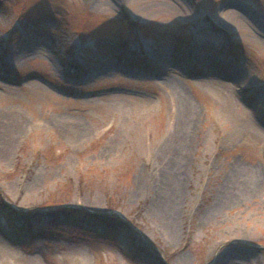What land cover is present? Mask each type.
I'll return each mask as SVG.
<instances>
[{
    "label": "rangeland",
    "instance_id": "374dc122",
    "mask_svg": "<svg viewBox=\"0 0 264 264\" xmlns=\"http://www.w3.org/2000/svg\"><path fill=\"white\" fill-rule=\"evenodd\" d=\"M105 1L0 0V264H264V0Z\"/></svg>",
    "mask_w": 264,
    "mask_h": 264
},
{
    "label": "bare ground",
    "instance_id": "6f19581e",
    "mask_svg": "<svg viewBox=\"0 0 264 264\" xmlns=\"http://www.w3.org/2000/svg\"><path fill=\"white\" fill-rule=\"evenodd\" d=\"M102 1V2H101ZM93 0L94 5L97 8H102V5L107 3L105 0ZM215 90L218 95V98L221 100V105H222V113L223 115L231 121L234 125H237L238 128L243 129V130H255L254 128H257V124L255 123L254 120H252L249 117H244L238 114V110L241 109L240 105L238 104L237 100L233 96L231 90L226 86V85H215ZM181 90V91H180ZM179 90V95L183 101H185V105L188 109L190 110H195L194 104L190 101V99L186 96V93L184 90L181 88ZM122 106L125 107H132L134 108L135 105H131V103L127 100H124L122 102ZM137 107H135L136 109ZM192 111V112H193ZM256 132L262 133L264 135V131L261 130L260 128L255 130ZM176 136V133H174ZM181 136V134H179ZM166 139H170V134H168V137ZM182 139V138H181ZM180 139V140H181ZM183 142L177 147V142L176 140H170V146L169 148L172 150H181L182 155H179L178 157L176 156L173 157L172 159L169 160V166L171 170L174 172L170 171L171 177V188L174 186L176 189L177 186L179 185L181 181V172L183 170L184 162H185V151H186V143L187 140L186 138L182 140ZM176 143V144H175ZM5 149L8 150V145H5ZM178 148V149H177ZM4 149V148H3ZM260 171L257 168H251V167H244L241 168L237 172V179L232 180L230 184H228L223 192L222 198L220 201L223 202V204H227L228 202H233V201H239L244 199V197L249 193L256 192L257 184H258V179L260 177ZM172 188V195L170 196V199L173 200V197L175 196V189ZM174 193V194H173Z\"/></svg>",
    "mask_w": 264,
    "mask_h": 264
}]
</instances>
